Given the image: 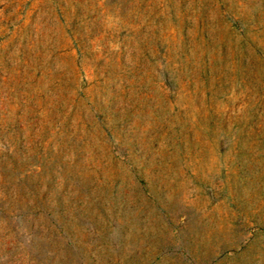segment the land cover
<instances>
[{"label": "rangeland", "instance_id": "obj_1", "mask_svg": "<svg viewBox=\"0 0 264 264\" xmlns=\"http://www.w3.org/2000/svg\"><path fill=\"white\" fill-rule=\"evenodd\" d=\"M0 264H264V0H0Z\"/></svg>", "mask_w": 264, "mask_h": 264}]
</instances>
